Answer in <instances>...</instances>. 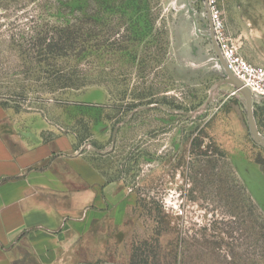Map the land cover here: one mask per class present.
Listing matches in <instances>:
<instances>
[{"label": "rangeland", "instance_id": "obj_1", "mask_svg": "<svg viewBox=\"0 0 264 264\" xmlns=\"http://www.w3.org/2000/svg\"><path fill=\"white\" fill-rule=\"evenodd\" d=\"M88 12L92 44H113L57 57L93 82L61 89L31 38ZM228 47L264 66V0H0L1 133L27 136L18 148L69 134L135 198L76 264H264V98L232 80Z\"/></svg>", "mask_w": 264, "mask_h": 264}, {"label": "crops", "instance_id": "obj_2", "mask_svg": "<svg viewBox=\"0 0 264 264\" xmlns=\"http://www.w3.org/2000/svg\"><path fill=\"white\" fill-rule=\"evenodd\" d=\"M8 118L0 103V130ZM19 144L0 131V264H21L26 254L36 264H76L93 223L102 216L122 223L135 198L124 182L108 181L69 134Z\"/></svg>", "mask_w": 264, "mask_h": 264}, {"label": "trees", "instance_id": "obj_3", "mask_svg": "<svg viewBox=\"0 0 264 264\" xmlns=\"http://www.w3.org/2000/svg\"><path fill=\"white\" fill-rule=\"evenodd\" d=\"M95 18V14H89L88 12L84 15V17H80L77 20L78 23L75 25L66 24L62 27H55L51 30L48 29V31H51L50 33L53 35L51 37L47 31V34L45 35L43 34L44 32H41L31 38L32 47L35 49L40 61H44L47 66L50 67V70H47L46 72H52L54 80L61 89H79L80 87L92 84L93 82L86 79H83L82 81L79 77L75 78L76 71L75 73L66 74L64 72L65 70L57 64L58 62L55 61L57 57H65L68 56L69 53L74 52V55L77 58L82 59L83 55L87 54L90 49L95 48L101 50L102 47L106 49L113 44L112 42H110V44L107 43V39L103 42L98 40L97 43L92 44L93 38L96 37L97 39V36L101 34L100 30H98L99 27L97 26L99 20L97 21ZM86 24L92 25V27H87ZM119 48L120 50L122 49V44H119ZM133 106H137V104L135 103ZM145 246V248H148L149 245L147 242L145 243ZM146 251L148 250H145V252Z\"/></svg>", "mask_w": 264, "mask_h": 264}, {"label": "built area", "instance_id": "obj_4", "mask_svg": "<svg viewBox=\"0 0 264 264\" xmlns=\"http://www.w3.org/2000/svg\"><path fill=\"white\" fill-rule=\"evenodd\" d=\"M222 57L226 69L241 82L243 88L264 98V66L251 63L237 48H226Z\"/></svg>", "mask_w": 264, "mask_h": 264}, {"label": "water", "instance_id": "obj_5", "mask_svg": "<svg viewBox=\"0 0 264 264\" xmlns=\"http://www.w3.org/2000/svg\"><path fill=\"white\" fill-rule=\"evenodd\" d=\"M223 59V57H222ZM224 62V60H223ZM224 65H225V62H224ZM226 68V67H225ZM227 70V69H226ZM228 74L231 76L232 80L236 83V85L238 86V88H240L241 91H243L245 94H247L249 97H252L254 96L252 94V92L248 89V88H243L242 87V84L241 82L235 77L233 76L228 70H227ZM250 124L252 125V115H251V118H250ZM258 163H260L261 165V168H262V171L264 172V160H261V161H258Z\"/></svg>", "mask_w": 264, "mask_h": 264}]
</instances>
